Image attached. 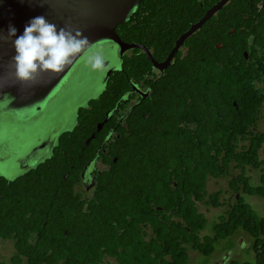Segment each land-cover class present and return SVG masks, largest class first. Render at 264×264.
Listing matches in <instances>:
<instances>
[{"label":"flooded vegetation","instance_id":"flooded-vegetation-1","mask_svg":"<svg viewBox=\"0 0 264 264\" xmlns=\"http://www.w3.org/2000/svg\"><path fill=\"white\" fill-rule=\"evenodd\" d=\"M198 1L199 6L192 11L193 0H141L125 21L115 28L120 41L133 47L120 51L111 42L93 46L77 60L66 81L40 112L36 113L33 108L34 105L38 107L35 103L28 110H24L26 120L11 116L14 113L9 114L6 119L0 117V176L7 183L27 175L47 160L54 159L59 169H69L61 175L54 174L51 180H46L49 191L45 194V202L35 205L39 215L45 220V232L52 235L58 231L63 235L59 242L69 244L64 252L67 254H63V257H68L72 244H76V253L81 257L87 255L88 248L93 251L91 254L94 256L103 253L102 260L93 264H144L146 252L134 251L143 247L141 242L149 247L152 243L158 248L162 247L159 229L165 226V231L168 232L171 228L175 233L168 240L177 241L185 250V257L179 259L180 257H174L172 251H167L160 256L161 260L157 258V252H150V259L156 260L155 264H255L251 236L237 230L232 236L217 239L210 224L216 222L219 216L225 215L228 208L235 204L232 195L235 200L240 195L245 200V197H257L247 194L246 189L248 184L257 185L258 171L246 166L249 183L238 185L236 191L231 189L229 181L237 180L241 172L233 161L228 164V174L218 177L207 175L201 189L180 187L177 180L180 177L177 176L189 174L190 165L194 164L189 151L185 150L184 145H180L186 143L188 146L203 148L208 153H214L216 149L212 147L221 145L218 140L213 139V132L217 128L216 120H222L223 117L214 107L216 102L212 101L214 80L202 66L211 63L222 68L223 64L233 68L240 66L236 50L242 41L253 46L254 50L251 52L258 55L261 48L257 39L261 32L259 27L264 24V0H228L192 34L196 35L194 40L200 41L199 45L193 40L189 41L191 35L176 49L179 37L201 20L219 0H205L203 3ZM200 11H203L201 16ZM248 32L257 35L247 38ZM213 41H216L214 49L220 52L219 62L210 51H213L210 47ZM227 45L229 52L224 49ZM245 61H248V55ZM85 62L91 64V67L84 70ZM254 85L260 86L259 82H254ZM108 88L110 90L106 97H110L108 101L113 107L103 114L96 113L89 103ZM220 97L222 101L218 103L225 104V97ZM232 103L233 106L236 105L235 102ZM82 108L87 109V112L81 114ZM213 114H219L215 120L212 118ZM16 119L21 120L19 125L24 131L28 126L32 127V132L26 134L27 143L31 140V144L26 147L9 141L4 128L10 120L19 122ZM132 130H138L139 134L135 135ZM68 132L70 134L66 135ZM154 135L157 139H152ZM166 135L174 136L176 141L167 139L166 144ZM129 138L132 141L139 140L138 144L142 145L144 156L152 160L157 157L162 159L164 151L166 159L173 162L165 161L164 167L161 164L165 171L168 170L165 175L169 180L155 176L162 185L158 192L223 196L221 205L217 208L206 205L203 201H195L194 207L206 217L208 227L199 231L196 238H189L190 242L180 241L182 235L176 238V234L180 233L177 227H182L189 235L191 232L184 221L173 213L174 205L171 210H166L149 203L153 207L154 218L151 221L145 218L136 221L133 229L136 235L131 239L128 218L121 220L122 216L127 217L126 214H117L119 218H114V221L106 219L104 221L107 224H100L98 218L106 217V214L99 210L97 196L107 190L106 184H109L108 188H112L114 179L121 176L118 175L119 170L126 167L127 159L122 156V141L130 144ZM240 145L237 144V150ZM145 148L150 154H147ZM220 149V153L228 151L225 148ZM217 158L219 163L214 166L206 162V172L216 167L224 170L225 156L220 155ZM77 170L78 177H75ZM125 183V179L122 180V184ZM34 186L37 184L31 185ZM138 189L141 193L148 192L145 186ZM41 195L32 194V197ZM58 199L61 201L56 204ZM17 208L27 210L23 205ZM211 211L219 213L214 214L211 219L207 216ZM27 217L29 218L28 213ZM82 219L90 222L82 225L90 226L89 230L83 229L85 233L90 231V236L81 234ZM61 226L69 228L62 229ZM22 232H29L30 239L36 237V233L28 227ZM70 232L74 236L69 237ZM102 232L107 234L103 235ZM102 240L107 241L109 251L101 246ZM195 241L206 247L207 251L196 250ZM14 243V239L0 237V256L8 258V261L20 257ZM131 244L134 249L130 251Z\"/></svg>","mask_w":264,"mask_h":264},{"label":"trees","instance_id":"trees-1","mask_svg":"<svg viewBox=\"0 0 264 264\" xmlns=\"http://www.w3.org/2000/svg\"><path fill=\"white\" fill-rule=\"evenodd\" d=\"M201 1L203 3L205 0ZM192 6V11H195L194 8L199 6V1L193 0ZM202 12L200 11V16ZM259 29L261 32L259 33L260 35L258 34L260 37L257 39V42L259 43L258 46L261 48V51L258 55L251 52L254 50L253 46H250L246 41H242L236 50V54L240 60V66L233 68L223 64L224 68H222L213 63L202 66L208 76L214 80V88L212 89L214 95L212 96V101L216 102L214 107L218 109V112L223 117L222 120L220 118L216 120L217 128L213 132V139L218 140L221 145L212 147V149H216L214 153H208L203 148L185 145L186 143L180 145H184L185 150L187 152L189 151L190 156L194 159V164L190 165V173L177 176L180 177L177 179L180 187L189 186L201 189L205 185L207 175L218 177L228 174V164L230 161H233L241 173L237 180L229 181L231 189L236 191L238 185H247L249 183V177H246L245 167L250 166L258 171V183L253 186H249L248 184L246 193L250 196H257L264 199V24ZM251 34L248 32L246 37H253V35L256 37L257 35V33ZM195 37V34L192 35L189 41L193 40L196 42V45H199L200 41L194 40ZM215 42L210 43V47L213 48V51L211 49L210 51L217 58V62H219L221 57L219 50L213 47ZM224 49L229 52L228 45ZM243 52H247V62L244 60ZM246 65H248V68ZM254 82H259L260 86L256 87ZM109 90V88L106 89L102 95L89 103L96 113L103 114L104 111L113 107L108 101L110 97H106V95L108 96L107 92ZM220 96L225 97V104L218 103V101H222ZM232 102H235L237 108H234ZM211 107L213 106L211 105ZM86 112L87 109L82 108L80 110L81 114ZM213 115L212 118L214 117L215 120V117L219 114ZM131 132L135 135L139 134L138 130H132ZM68 134L70 132L66 133V135ZM174 138V136L166 135L164 142L167 144V139H170L171 142L176 141ZM152 139H157V137L154 135ZM129 140L131 141L130 144L128 141H122L124 148V155L122 156L127 160L125 161L126 167L120 169L121 174L119 170L118 175L121 176L114 179L112 188H108L110 186L106 184L108 186H106L107 190L100 192L97 196V201L100 205L98 208L106 214V217L101 216L98 218L100 224L105 225L106 222L104 220L106 219L114 221V218H119V216H116L117 214H126L127 217L122 216L121 220L125 221L128 218V225L130 226L128 233L131 239L136 235L133 232L136 221L139 222L142 218L151 221L154 218L152 215L153 207L149 203L164 207L166 210H171L172 205H174L172 209L173 213L178 219L184 221V224L190 228L191 232L189 235L182 227H177L180 233L176 234V238L182 235L180 241L185 243L190 242L189 238H196L195 236L199 231L208 227L206 217L194 207L195 201H203L206 205L217 208L220 207L223 196L221 194L206 196L197 193L191 196L189 194L165 193V191L158 192L160 191L158 188H161L162 185L155 176L159 175L162 179L169 180V177L165 175L168 170L166 169L165 171L162 167L165 166V161L169 163L173 162L166 159L164 151V158L157 157L152 160L146 155L144 156L141 148L142 145L138 144V139H134L136 142L134 140L132 141V138H129ZM238 143L241 144L239 150H237ZM220 148L228 149V151L220 153ZM146 152L150 154L147 149ZM220 155L225 156L224 170H218L216 167L206 172V162L214 166L215 163H219L217 157ZM140 162H142L141 166ZM161 164L163 165L162 167ZM65 170L69 169L67 167H61L59 169L55 165L54 159H52L45 161L35 169L29 171L27 175L18 177L10 183H7L0 176V237L3 239H14V247L20 256L10 259L8 263L0 264H93L96 261L102 260L103 253L100 252L99 256H94L93 253L91 254L93 251L90 248L86 249L87 255H82L84 257L79 256L76 253V249H78L76 244H72L73 247L71 248V253L68 254L69 256L63 257V254H67L64 252L69 244L59 242L62 234H59L58 231L52 235L45 232V226H43L45 220L35 208V205L38 203L45 202L47 196L45 194L49 191L46 180H51L56 173L61 175ZM59 175V182H61ZM74 176L78 177V170ZM124 179L126 183L122 184V180ZM33 184H37V186L31 187ZM140 186H145L148 192L146 194L141 193L138 189ZM32 194L42 195L33 198ZM234 197L232 195V200L235 201V204L228 208L225 215L219 216L216 222L210 224L212 233L217 239H220L232 236L237 230H242L244 234L252 237V250L255 253V264H264V216L257 214L250 203L241 195L238 200H235ZM60 201L58 199L55 203L58 204ZM22 205L27 207L26 211L17 208ZM27 213L29 218L27 217ZM89 223V221L87 222L83 219L81 221V234L83 236L91 235L90 231L85 233L83 230H89L90 226L82 227V225ZM57 224L56 226H58ZM27 227L36 233L35 240L30 239L29 232H22ZM61 227L62 229L69 228L65 226ZM165 230V226L159 229L163 242L162 247L158 248L154 243L149 247L145 242H141L143 247L137 248L134 251L136 253L139 251L146 252L144 264L157 263L156 260L150 259V252H157L156 254H159L156 255L157 258H160L167 251H172L174 257H180L179 259L185 257V250L180 244L177 241L168 240L169 237L175 235L174 231L171 228L168 232ZM104 233L107 234V232H102L103 235ZM156 234L160 235L158 232ZM112 235L117 237V235ZM70 236H74V234L70 232ZM101 246L105 248V251L110 250L108 249L107 241L102 240ZM194 248L202 252L207 251L206 247L200 245L198 241ZM132 249H134L133 244H131L130 251Z\"/></svg>","mask_w":264,"mask_h":264},{"label":"water","instance_id":"water-1","mask_svg":"<svg viewBox=\"0 0 264 264\" xmlns=\"http://www.w3.org/2000/svg\"><path fill=\"white\" fill-rule=\"evenodd\" d=\"M141 0H0V33L6 35L9 24L17 29L16 35L23 33L25 25L34 17L44 16L57 29L80 30L87 37V43L75 53L59 73H40L36 81H20L15 77L12 57L15 50L12 40L0 41V117L9 114L22 120L24 110L33 106L40 112L49 99L60 89L69 76L73 65L93 46L114 43L120 51L133 46L122 43L116 33V26L138 7ZM228 0H219L176 42V49L195 33L203 23L219 11ZM247 60V53L244 52ZM10 98V102H9ZM236 107V105H234ZM6 117V118H5ZM27 119V118H26ZM25 119V120H26ZM18 120V119H16ZM21 121V120H18Z\"/></svg>","mask_w":264,"mask_h":264},{"label":"clouds","instance_id":"clouds-1","mask_svg":"<svg viewBox=\"0 0 264 264\" xmlns=\"http://www.w3.org/2000/svg\"><path fill=\"white\" fill-rule=\"evenodd\" d=\"M9 24L6 35L0 33V41L12 40L15 55V77L20 81H36L40 73H59L67 61L87 43L80 30L57 29L44 16L32 18L23 33ZM10 102V98H9Z\"/></svg>","mask_w":264,"mask_h":264},{"label":"rangeland","instance_id":"rangeland-1","mask_svg":"<svg viewBox=\"0 0 264 264\" xmlns=\"http://www.w3.org/2000/svg\"><path fill=\"white\" fill-rule=\"evenodd\" d=\"M106 51H109V50L107 49ZM108 56H109V53H108ZM88 67H91V64H89L88 62H85L83 65V69L84 70L86 68L88 69ZM20 122L21 121L15 123V121L10 120L7 123V127H4V128H6L5 130L10 138V139L8 138L9 141L14 142L13 144H16V142H18L21 146L26 147L31 144V140L27 143L28 135L26 134H30L32 132V127L28 126V128L24 131V128L20 127L19 125ZM5 143L7 142L5 141ZM245 198L250 203L252 208L257 212V214H259L260 216H264V199L263 198H259V197H255L254 199H248V197H245ZM216 213H219V211L217 212L211 211L209 214H207V216L213 219V215ZM7 259L3 256H0V263H8Z\"/></svg>","mask_w":264,"mask_h":264}]
</instances>
